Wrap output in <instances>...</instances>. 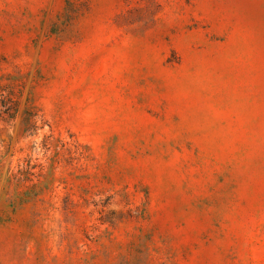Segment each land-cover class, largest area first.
Segmentation results:
<instances>
[{
    "label": "rangeland",
    "instance_id": "1",
    "mask_svg": "<svg viewBox=\"0 0 264 264\" xmlns=\"http://www.w3.org/2000/svg\"><path fill=\"white\" fill-rule=\"evenodd\" d=\"M0 264H264V0H0Z\"/></svg>",
    "mask_w": 264,
    "mask_h": 264
}]
</instances>
